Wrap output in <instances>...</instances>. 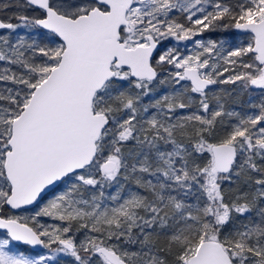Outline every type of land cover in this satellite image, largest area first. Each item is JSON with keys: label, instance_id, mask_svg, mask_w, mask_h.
<instances>
[{"label": "snow or ice", "instance_id": "obj_1", "mask_svg": "<svg viewBox=\"0 0 264 264\" xmlns=\"http://www.w3.org/2000/svg\"><path fill=\"white\" fill-rule=\"evenodd\" d=\"M0 264H264V0H0Z\"/></svg>", "mask_w": 264, "mask_h": 264}]
</instances>
